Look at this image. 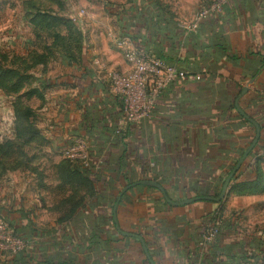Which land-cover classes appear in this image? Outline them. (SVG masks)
Returning <instances> with one entry per match:
<instances>
[{"label":"crops","instance_id":"obj_1","mask_svg":"<svg viewBox=\"0 0 264 264\" xmlns=\"http://www.w3.org/2000/svg\"><path fill=\"white\" fill-rule=\"evenodd\" d=\"M26 1H20L19 23L30 29L32 40L24 54L8 52L0 45V54L8 62L14 57L29 58L32 52L42 55L33 45ZM210 1L199 4L196 14ZM6 3L10 0H0V8ZM191 13L172 17V25L152 38L153 44H146L188 79L171 83L151 118L128 126L123 142L114 140L107 130L118 123L120 114L106 81L111 69L126 68L123 60L111 53L96 56L91 63H83L84 71L54 52V57L24 69L29 82L20 94L36 91L37 96L22 100L32 111L30 104L37 103L38 136L20 150L0 149V163L5 161L0 165V187L4 188L0 217L8 218L13 229L37 233L22 264H35L29 263L31 257L38 264H149L139 240L120 234L114 224L111 205L121 189L156 178L154 182L173 202L188 199L192 186L214 190L254 136L253 126L238 114L235 101L247 116L264 124V0H230L219 12L199 19L193 29L187 28L196 20ZM0 43L6 44L7 39ZM194 75L200 80H194ZM245 86L247 92L239 97ZM10 99L13 102L14 97L0 90V102ZM13 135L12 129L6 141H13ZM76 137L83 138L93 157L102 161L94 197L88 196L81 180L61 172L59 150ZM36 141L43 145H33L34 149ZM246 197L235 194L230 183L222 203L172 206L164 204L158 190L139 185L123 193L115 219L120 231L143 239L154 264H189L206 219L219 208L223 224H231L232 229L220 233L218 246L233 248V239L241 236L240 232L233 238V212ZM69 216L71 223H58ZM16 259L0 254V261Z\"/></svg>","mask_w":264,"mask_h":264},{"label":"trees","instance_id":"obj_2","mask_svg":"<svg viewBox=\"0 0 264 264\" xmlns=\"http://www.w3.org/2000/svg\"><path fill=\"white\" fill-rule=\"evenodd\" d=\"M151 0H147L149 2ZM211 2L209 3V5ZM208 5V6H209ZM224 7V6H223ZM150 8L145 9L144 5L141 7L138 5L136 6L134 4V11L137 13V23H140V25L143 26V29L141 30L142 33H140L137 38L135 36H131L133 38V41H137L140 46H137L136 48L138 50H144L145 52L155 56L158 59H161L165 62H167L163 55L158 53V51H150L148 50V45L146 44H153V39H156L158 34H162L164 31H166V28H169V26L172 25L171 16H167L165 12L163 11V8L154 9L153 11L149 10ZM147 10V14L149 16H146L145 11ZM24 11L26 12V16L29 18V22L32 27L33 37L35 38V41L38 40H46L49 39V37H52L56 40L55 44H60V48H57L59 50H55L53 48H56V46H50V44H43L41 45L40 50H42V55H38L36 52H32L33 54H30V57L28 58H16L14 57L9 62L7 59L0 54V90L6 94L13 96V102H12V110H13V141L3 139L2 142H0V149L9 148V149H19L24 146L25 144H28L30 142H33L36 140L35 138L38 136V130L35 126L34 121V112L31 110L30 107L26 106L24 103V100L22 98L28 99L29 97L36 95V91L29 90L27 92H24L23 94H20L23 90L24 83L29 82V76L25 75L26 71L25 68H32L35 65H37L40 61L44 62L53 55L54 52L60 53L63 58L69 61V56L77 57L73 54H65L62 50H66V48L70 47L71 42L75 41L74 37L66 36L63 37L62 34H60L59 30L56 29L57 27L63 26V24L67 23L69 24V27H72L69 20H66L64 18L48 15L45 11V5L44 4H37L36 0H29L24 2ZM144 11V12H143ZM58 30V31H57ZM151 38V40H149ZM68 40V43H66ZM66 41V42H65ZM65 42V43H63ZM145 44V45H143ZM34 45V43H33ZM64 45V46H63ZM143 45V46H142ZM62 46V47H61ZM35 48V45H34ZM145 48V49H144ZM36 49V48H35ZM67 53L70 52L69 49L66 50ZM78 57L80 58L79 62L75 61V66L84 67L83 63L85 62L82 58L81 52L78 53ZM15 63H17L15 65ZM168 63V62H167ZM170 64V63H168ZM72 65V64H71ZM172 65V64H171ZM87 68L84 67V71ZM110 88V85H109ZM108 88V89H109ZM166 90V89H165ZM164 92V91H163ZM163 94V93H162ZM162 98V96L160 97ZM159 98V99H160ZM114 99H116V110L118 109V112L121 117L122 112V100L121 97L116 95L114 96ZM231 108L234 109V106L231 105ZM152 115V114H151ZM151 116L149 117V119ZM120 119V118H119ZM255 121V120H254ZM143 122V121H142ZM260 128V136L259 140L256 144V146L253 148V150L249 153L247 158L245 159L244 163L240 167V169L236 172L234 175V178L231 180V187L235 194H247L250 192L257 191V188L264 184V176L262 172V166L264 165V124L260 123L259 121H255ZM111 125V124H110ZM107 128L108 132L113 135L114 140L118 142L124 141V136L126 134V128L127 125L123 129H118L117 124L115 126H110ZM253 137L251 138V140ZM12 140V139H11ZM250 140V142H251ZM123 145H125L123 143ZM249 145V144H248ZM125 147V146H124ZM248 147V146H247ZM246 150H240L238 153V157L230 164L225 172V175H222L219 179L220 184L215 187L214 190L209 189L208 187L199 184L198 186H192L191 190L189 192V198H195V197H213L217 198L221 186L225 180V178L228 176L240 156L243 154V152ZM88 156H89V166L83 167V165L80 162H73L68 159L63 158L62 163V171L65 172L66 176H70L71 178H77L82 181V183L87 187V193L89 197H94L95 194H97L96 189V183L98 182L97 178L101 175V166L102 161L101 158H94L91 152L88 149ZM92 160H97L96 162H100L98 171H93L94 164ZM4 162H1L0 165H4ZM0 166V167H1ZM243 176V179H240ZM92 177V178H91ZM154 181L158 182L156 178H154ZM167 198L170 199L168 194H165ZM115 201L112 203L111 207L114 205ZM164 204L165 201H164ZM222 211V208L217 209L214 212V215H210L204 223L203 228L201 229L198 239L195 241V255L190 257L188 259L189 264H264V239L258 238V237H252L248 236L247 234H242L239 238L235 237L233 239V248L227 247L225 250L223 248H219V241L218 238L220 237V233L225 229H232V225H224L223 221L220 219V213ZM59 224H69L71 223V217H66L63 220L58 222ZM217 223L218 224V234L215 236V238L207 244L206 248L201 250L199 243L201 241V235L203 234L206 226L208 224ZM237 225L233 221V238L235 235H240V231L236 227ZM15 236L17 235L18 238L23 240L25 242L26 246L21 251L13 254V256L17 257L14 261H0V264H22L23 262V254L27 252V250L35 243V237H37V233L33 232L31 234H25L21 232L20 230L14 229ZM230 249H233L231 251ZM1 255H4V253H0ZM6 256V255H4ZM25 257V256H24ZM29 263H35L38 264L36 259L34 257H31L28 259ZM46 263V262H44Z\"/></svg>","mask_w":264,"mask_h":264},{"label":"rangeland","instance_id":"obj_3","mask_svg":"<svg viewBox=\"0 0 264 264\" xmlns=\"http://www.w3.org/2000/svg\"><path fill=\"white\" fill-rule=\"evenodd\" d=\"M20 1L21 0H10V3H6L4 8H0V21L3 20L2 23L0 22V41L4 38L7 39L6 44L0 43V45H2L3 48H7L5 50H9L8 52L24 54L23 52L29 47V43L27 45V42L32 39L29 37L30 29H27L25 24L21 25V23H19L21 17L19 8ZM208 1L210 0H151L149 2H147V0H38L36 2L37 4L45 5L44 12L48 15L50 14L69 20L72 27H69L70 25L65 23L63 26L56 28L63 37L70 35V37L72 36L75 38V41L71 42L70 47L66 48V50L69 49L70 52L67 53L66 50L62 51L67 55L73 54L75 56L76 54L77 57H73L76 62H79L80 58L78 57V53L81 52V54H85L84 56L87 57L85 62L91 63L96 56H107L106 54L108 53L114 55L116 59L124 61L123 50L120 49V45L124 40H128L132 45L136 46V42L133 41L131 36L140 35L141 31L138 25H141L137 23L138 15L135 13L136 11H134V4L140 7L144 5V8H150V11L163 8L162 12H165L167 16L171 17H181L180 15L182 14L187 16L189 12L191 13L195 10L193 14H190L192 17H195L197 16V6ZM81 10L84 11L83 17L78 19V22L71 21V18H76ZM145 13L146 16H149L147 10ZM22 37H25V39H21ZM33 42L36 50H40L43 42L45 44H50L52 47L58 45L55 44L56 40L52 37L41 41H35L33 37ZM66 43H68V40ZM59 45L53 49L59 50L57 49L60 48ZM73 58L69 56V61L67 60L66 63L68 65L75 64ZM16 64L17 63H15V65ZM113 71L116 70L111 69V71L107 72L109 74H107L108 77L106 79V81L108 80V84L109 76ZM11 104L12 99L0 102V142L2 139L10 136L12 132L13 117L11 113L13 110ZM30 105L33 107L35 123L37 121L39 122V111L34 109L37 107V103L34 102ZM36 125L37 124H35V126ZM72 140L73 139H71L70 142H72ZM40 144V141H36L32 146L43 145ZM36 146H33V148L36 149ZM65 147L61 148V151L59 150V155L62 158H64L62 151ZM96 161L97 160H92L93 163ZM262 172L264 176V170H262ZM35 176L37 177V175ZM0 191L3 192L4 188L0 187ZM246 196L244 205L242 206V204H240L239 210L233 212V221L242 234L264 239V184H260L257 191L247 193ZM9 221L10 220L6 217H0V223H6L8 228L13 232V235H15L14 229ZM0 253H4L6 256L13 255L9 249H0Z\"/></svg>","mask_w":264,"mask_h":264},{"label":"built area","instance_id":"obj_4","mask_svg":"<svg viewBox=\"0 0 264 264\" xmlns=\"http://www.w3.org/2000/svg\"><path fill=\"white\" fill-rule=\"evenodd\" d=\"M230 0H213L211 4L202 9L196 16V20L187 28L196 27L199 19L211 13L219 12ZM84 11H79L77 17H72L71 21L78 22L83 17ZM123 50V58L126 68L121 71H113L109 76V85L114 94L121 97L122 112L118 120V129H123L127 125H138L148 119L154 112L159 98L163 91L173 82L185 81L188 78L175 65L156 58L155 56L138 50L128 40H124L120 45ZM193 79L200 80L199 75H194ZM3 139L1 140V142ZM83 138L73 139L62 151L65 159L73 162H80L83 167H88L89 156ZM100 162L94 164L93 171H98ZM218 234V224H208L201 235L199 243L201 250L205 249ZM4 244V245H3ZM26 246L25 242L13 235V232L5 223H0V249H9L13 254L21 251Z\"/></svg>","mask_w":264,"mask_h":264},{"label":"water","instance_id":"obj_5","mask_svg":"<svg viewBox=\"0 0 264 264\" xmlns=\"http://www.w3.org/2000/svg\"><path fill=\"white\" fill-rule=\"evenodd\" d=\"M251 82H254V79L250 80L248 85ZM247 90H248V86H245L242 89L241 93L239 94V97L243 96L247 92ZM237 101L238 100H236L235 104H234L235 108H236L238 114L242 118H244L249 124H251L253 126V128H254V136H253V139L251 140V142L249 143L248 147L246 148V150L243 152V154L240 156V158L238 159V161L236 162V164L234 165V167L232 168V170L230 171L228 176L225 178V180H224V182H223V184L221 186L220 193H219L217 198H213V197H195V198H190V199L183 200L181 202H173V201L169 200L166 197L163 187L161 185L157 184L156 182L152 181V180H140V181L134 182L132 184H129V185L123 187L121 189V191L119 192V194H118V196L116 198L115 204L113 205V210H112V212H113V221H114V224L116 226V229L118 230V232L120 234H122L124 236L135 237V238H137L139 240V242L141 244V247H142V250H143V253L145 254V257H146L147 261L149 262V264H154V263L152 262L149 254L147 252V249H146V246H145V243H144L143 239L140 238V237H137L136 235H133V234L124 233V232L120 231L118 226H117V222H116V219H115V211H116V208H117L118 202L120 201L121 196L123 195V193L128 191L130 188L141 185V186L151 187V188H154V189L158 190L162 194V196L164 197L165 202L167 204H169V205H172V206L189 205V204H192V203L197 202V201H213V202H216V203H222L223 200L225 199V196H226L228 190H229V185H230L231 180L234 178V175L240 169V167L244 163V161L247 158V156L249 155V153L256 146V144H257V142L259 140V136H260L259 125L253 119H251L249 116H247L240 109V107L238 106Z\"/></svg>","mask_w":264,"mask_h":264}]
</instances>
